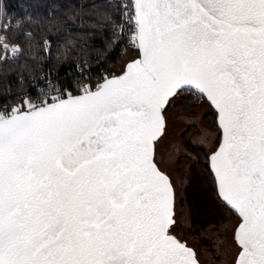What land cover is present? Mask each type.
I'll use <instances>...</instances> for the list:
<instances>
[{"label":"snow or ice","instance_id":"1","mask_svg":"<svg viewBox=\"0 0 264 264\" xmlns=\"http://www.w3.org/2000/svg\"><path fill=\"white\" fill-rule=\"evenodd\" d=\"M123 7L140 56L121 75L0 112V264H202L174 234L176 189L158 157L182 93L217 110L209 161L238 216L231 264H264V0Z\"/></svg>","mask_w":264,"mask_h":264},{"label":"trees","instance_id":"2","mask_svg":"<svg viewBox=\"0 0 264 264\" xmlns=\"http://www.w3.org/2000/svg\"><path fill=\"white\" fill-rule=\"evenodd\" d=\"M3 5L12 19L5 25L7 39L21 42L23 50L14 60L2 59L0 47V103L44 75L71 81L68 74L78 61L92 66L102 62L96 70L103 67L118 73L115 66L126 52L112 49L114 26L121 15L116 0H3ZM136 52L140 55L138 48ZM200 99L184 93L177 105L191 112ZM213 115L210 122L219 128L216 110ZM197 149L207 156L204 147ZM210 170L206 171L209 183L217 187Z\"/></svg>","mask_w":264,"mask_h":264},{"label":"rangeland","instance_id":"3","mask_svg":"<svg viewBox=\"0 0 264 264\" xmlns=\"http://www.w3.org/2000/svg\"><path fill=\"white\" fill-rule=\"evenodd\" d=\"M7 18L1 4V58L14 60L21 54L23 46L19 41L7 39ZM13 48L17 51L14 52ZM124 52V60L115 66L118 72L139 57L136 48ZM183 95H178L172 101L173 105L167 108L166 131L157 146L158 157L163 159V167L176 189L177 224L174 233L196 249L202 264H231L236 250L232 232L238 216L221 200L217 187L211 186L206 172L211 171L208 158L218 147L220 139V129L210 122L215 110L210 102L201 98L191 112H186L177 105ZM197 146L204 147L207 156L203 157Z\"/></svg>","mask_w":264,"mask_h":264},{"label":"built area","instance_id":"4","mask_svg":"<svg viewBox=\"0 0 264 264\" xmlns=\"http://www.w3.org/2000/svg\"><path fill=\"white\" fill-rule=\"evenodd\" d=\"M120 8V19L114 26L113 34V50L117 49L120 52H124L130 48H137L134 46L132 39L134 32V25L129 23L128 17L125 16L126 9L124 5L129 4L130 0H116ZM3 4V0H0V5ZM11 18H7L6 22H11ZM1 28V26H0ZM15 46V45H13ZM102 62L92 66L86 62H76L70 71L71 81L67 82L62 80V76L44 75L39 79H34L30 84L26 85L22 89L14 92V98H10L0 103V112H11L13 108L23 106L27 107L28 102L33 105H41L42 102H53L56 97H66L67 94H75L85 91L88 88L96 89L97 85H101L105 78L114 75V73L108 69L102 67L100 70H96V66L101 65ZM67 77V75H66ZM65 79V77L63 78Z\"/></svg>","mask_w":264,"mask_h":264},{"label":"water","instance_id":"5","mask_svg":"<svg viewBox=\"0 0 264 264\" xmlns=\"http://www.w3.org/2000/svg\"><path fill=\"white\" fill-rule=\"evenodd\" d=\"M140 56V55H139ZM139 58V57H138ZM138 58H136V59H138ZM132 61V60H131ZM131 61H129L128 63H130ZM127 63V64H128ZM126 64V65H127ZM125 68H126V66H125ZM124 71V70H123ZM123 71H121V72H119V73H117V74H114V75H112V76H109L108 78L110 79L111 77H113V76H117V75H121L122 73H123ZM104 81L105 80H103V82L101 83V84H103L104 83ZM91 90H93V91H95L96 89H91ZM84 92V91H83ZM83 92H80V93H75V94H72V95H81V94H83ZM64 98H67V96L66 97H64ZM214 108V107H213ZM27 109V107L25 108V110ZM215 109V108H214ZM216 110V109H215ZM217 111V110H216ZM218 115V114H217ZM165 117H166V115H165ZM172 179V178H171ZM178 236V235H177ZM179 237V236H178ZM179 238H181V237H179ZM182 239V238H181ZM189 246H191V245H189ZM191 247H193V246H191ZM194 248V247H193Z\"/></svg>","mask_w":264,"mask_h":264},{"label":"flooded vegetation","instance_id":"6","mask_svg":"<svg viewBox=\"0 0 264 264\" xmlns=\"http://www.w3.org/2000/svg\"><path fill=\"white\" fill-rule=\"evenodd\" d=\"M131 1V0H130ZM221 138V137H220ZM220 140V139H219ZM218 144H219V142H218Z\"/></svg>","mask_w":264,"mask_h":264}]
</instances>
